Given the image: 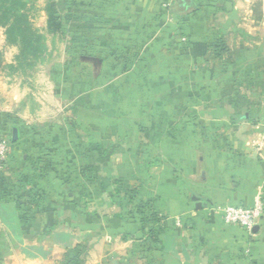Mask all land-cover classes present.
I'll return each mask as SVG.
<instances>
[{"label":"rangeland","instance_id":"1","mask_svg":"<svg viewBox=\"0 0 264 264\" xmlns=\"http://www.w3.org/2000/svg\"><path fill=\"white\" fill-rule=\"evenodd\" d=\"M237 1L26 0L45 41L27 75L8 70L18 49L0 28V202L16 206L15 235L33 246L75 237L70 248H53L50 264H89L96 247L119 251L125 233L141 237L138 220L153 215L145 195L166 165L160 139L190 138L200 166L214 150L237 155L233 137L251 138L250 122L236 131L232 117L247 111L264 122V83L248 81L253 71L239 64L235 43L248 21ZM48 5L61 22L55 33L46 28ZM128 241L121 253L152 260L144 239Z\"/></svg>","mask_w":264,"mask_h":264},{"label":"crops","instance_id":"2","mask_svg":"<svg viewBox=\"0 0 264 264\" xmlns=\"http://www.w3.org/2000/svg\"><path fill=\"white\" fill-rule=\"evenodd\" d=\"M236 3V13L241 12V7L247 9L244 18L248 21L245 40L237 37L235 43L243 57L239 64L253 71L248 81L253 78L254 83H264V0H238ZM259 96L264 97V93ZM243 116L245 119L232 117L231 123L239 126L236 131H240V127L250 122L251 138L238 141L240 139L233 137L231 145L238 148L237 155L214 150L207 159H199L200 166L193 160L191 150L186 149L190 138L160 139L164 147L160 160L166 165L156 186L145 195L146 200L151 198L153 213L161 219L159 225L151 224L160 229H156L158 245L151 248L153 254L149 255L152 260L147 262L142 253L139 256H134L132 251L121 253L125 247H131L127 238L120 241L119 251L117 246L108 247L101 254L96 247L89 252L87 263L89 260V264H97L103 258L122 255L124 264H264V214L256 225L258 232L246 236L241 229L225 225L220 213L221 208L229 205L250 207L259 196L264 201V122L252 123L247 111L239 117ZM194 198L205 206L195 209ZM17 219L16 206L0 202V241H7L0 252V264H50L53 248H70L76 241L74 236L54 233L52 248L44 246L42 240L40 246H33L25 236L21 239L15 235ZM4 233L8 234L6 239ZM112 238L115 237L105 238V242Z\"/></svg>","mask_w":264,"mask_h":264},{"label":"trees","instance_id":"3","mask_svg":"<svg viewBox=\"0 0 264 264\" xmlns=\"http://www.w3.org/2000/svg\"><path fill=\"white\" fill-rule=\"evenodd\" d=\"M185 2H191V0H182V3ZM26 4V0H0V28L4 30L5 43L18 49V53L14 57V65L10 64L7 68L10 72H20L22 75H27V72L32 71L45 53L44 37L32 27L31 20L26 11ZM45 12L47 31L49 33L58 32L61 28V22L56 17L53 9L48 5ZM1 61L0 53V64ZM243 118L244 116L238 117V119ZM42 203H44L45 210L50 208L52 204L44 198L42 199ZM151 215L152 218H146L143 215L138 220L141 232L140 238L136 237L134 233L127 232L121 239L123 241L127 240V238L144 239L145 242L151 245L149 249L157 247L158 231L155 229L146 231L145 225H159L161 219L153 212Z\"/></svg>","mask_w":264,"mask_h":264},{"label":"built area","instance_id":"4","mask_svg":"<svg viewBox=\"0 0 264 264\" xmlns=\"http://www.w3.org/2000/svg\"><path fill=\"white\" fill-rule=\"evenodd\" d=\"M4 157L3 147L0 146V159ZM222 221L227 226H234L243 231L246 236H252V229L264 214V201L256 197L250 207L225 206L220 210Z\"/></svg>","mask_w":264,"mask_h":264},{"label":"water","instance_id":"5","mask_svg":"<svg viewBox=\"0 0 264 264\" xmlns=\"http://www.w3.org/2000/svg\"><path fill=\"white\" fill-rule=\"evenodd\" d=\"M15 139H16V136L14 134L13 135V141H15ZM194 200H195V209L199 210V209H201L202 207L205 206L197 198L196 199L194 198ZM258 230H259V227L258 226H254L253 229H252V233L256 234L258 232Z\"/></svg>","mask_w":264,"mask_h":264}]
</instances>
